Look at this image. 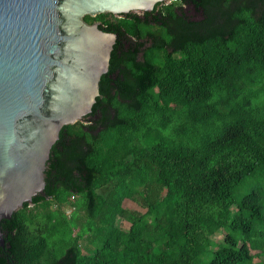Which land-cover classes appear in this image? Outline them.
Wrapping results in <instances>:
<instances>
[{
    "label": "trees",
    "instance_id": "16d2710c",
    "mask_svg": "<svg viewBox=\"0 0 264 264\" xmlns=\"http://www.w3.org/2000/svg\"><path fill=\"white\" fill-rule=\"evenodd\" d=\"M189 1L199 18L172 2L156 27L98 14L117 34L99 95L87 121L60 129L45 195L1 220L0 264H264L250 251L264 254V199L253 189L264 182V0ZM70 195L91 254L74 214L51 208Z\"/></svg>",
    "mask_w": 264,
    "mask_h": 264
},
{
    "label": "water",
    "instance_id": "95a60500",
    "mask_svg": "<svg viewBox=\"0 0 264 264\" xmlns=\"http://www.w3.org/2000/svg\"><path fill=\"white\" fill-rule=\"evenodd\" d=\"M163 1L0 0V222L45 195L60 129L84 120L99 95L117 34L85 16L150 11Z\"/></svg>",
    "mask_w": 264,
    "mask_h": 264
},
{
    "label": "rangeland",
    "instance_id": "374dc122",
    "mask_svg": "<svg viewBox=\"0 0 264 264\" xmlns=\"http://www.w3.org/2000/svg\"><path fill=\"white\" fill-rule=\"evenodd\" d=\"M186 10L188 11L190 15H193L196 18H198V14L194 12L190 13V8L189 9L187 8ZM105 17L108 18L109 20H115V16L111 15L110 13L107 14ZM100 19L101 18L98 16V14L95 16H92V20H100ZM150 27L144 24L140 25V30L142 31L141 38H145L146 36L145 30L149 29ZM141 54L142 52L139 53V57H141ZM111 184H112V181L107 184H104L101 188H99V190H101L102 192H105L110 187ZM253 189L255 190L257 194H260L264 199V182L256 183ZM244 190L245 188L236 189L235 195L236 196L241 195ZM77 198H78V195H70L67 202H63L61 204L52 203L51 208L53 209L60 208L68 217H71V215L74 214L73 223H72L73 233L81 234V236L79 237V243H80V246L82 247L83 253L91 254V251H90L91 250V243H90L91 233L90 232H92V230H89V229L83 230L88 225V220L85 217L84 208L82 204H80V201ZM75 200H78V202L76 201L77 204ZM122 204L123 206H126V207L136 208L141 212L145 211V208L139 206L137 203H135L133 200L129 198H124ZM115 222L120 228L124 230H127L128 227L130 226V222L121 217H117ZM94 238H96V236H94ZM223 238H224V231L222 229L216 230L211 235L212 244L210 248L215 249L218 244L223 242ZM94 244H97V242H95ZM250 251L252 254L256 253L254 259L264 260L263 253H260L258 250H254V249Z\"/></svg>",
    "mask_w": 264,
    "mask_h": 264
},
{
    "label": "flooded vegetation",
    "instance_id": "af4514ba",
    "mask_svg": "<svg viewBox=\"0 0 264 264\" xmlns=\"http://www.w3.org/2000/svg\"><path fill=\"white\" fill-rule=\"evenodd\" d=\"M176 6H182V8L184 9V12L188 15H190L188 13V11L186 10L187 8H190V13H196L198 14V18L200 17V12L197 11V9L193 6V4L191 3V1L188 2V0H165L163 2L158 3V5H154L153 9L150 11H128L126 13H121L119 15H114L116 18H121V17H129L132 18L134 20H141L142 23L144 22H149L150 25L156 26L157 21H158V9H162L166 4L168 3H172ZM193 18H196L193 15H190ZM147 19H149L150 21H147ZM87 21V20H86ZM93 21H99L101 24L100 20H91L88 22H93ZM117 39V38H116ZM87 116H84L83 119L84 121H87Z\"/></svg>",
    "mask_w": 264,
    "mask_h": 264
}]
</instances>
